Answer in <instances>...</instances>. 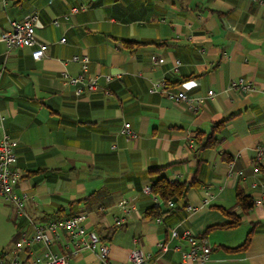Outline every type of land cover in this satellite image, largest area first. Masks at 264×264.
Returning <instances> with one entry per match:
<instances>
[{
    "label": "crops",
    "instance_id": "crops-1",
    "mask_svg": "<svg viewBox=\"0 0 264 264\" xmlns=\"http://www.w3.org/2000/svg\"><path fill=\"white\" fill-rule=\"evenodd\" d=\"M33 12L35 33L47 43L43 56L33 59L29 47L7 53L0 40V135L16 142V191L35 195L25 205L34 222L44 224L70 201L97 193L77 211L107 244L110 264H125L135 244L154 253L169 228L143 217L153 202L143 188L149 167H165L170 180L196 182L185 206L174 203L167 223L208 237L212 252L203 264H264V172L256 167H264V155L256 160V147L264 143V8L258 1L0 0V34L10 20ZM123 40L137 44L130 50ZM75 55L89 58L87 76L109 94L75 95L63 79L81 73ZM239 78L253 90L232 87ZM154 81L167 84L151 91ZM161 88L199 99V106L177 102ZM231 113L237 114L213 129L218 145L199 147V131L210 132ZM124 122L136 138L120 133ZM206 191L211 196L203 202ZM236 191L253 199L247 212L235 204ZM123 197L136 209L112 230ZM9 209L14 229L0 244V259L21 229L31 231ZM247 238L244 249L226 250ZM32 249L41 252L38 243ZM52 249L62 252L57 243ZM69 264L97 261L81 250ZM157 264L199 263L182 261L170 247Z\"/></svg>",
    "mask_w": 264,
    "mask_h": 264
},
{
    "label": "built area",
    "instance_id": "built-area-1",
    "mask_svg": "<svg viewBox=\"0 0 264 264\" xmlns=\"http://www.w3.org/2000/svg\"><path fill=\"white\" fill-rule=\"evenodd\" d=\"M259 5L264 8V0H257ZM72 12L77 11L73 7ZM37 20V13L33 12L20 20H10L9 26L0 34V40L6 47V52L11 50L29 47L31 50V57L39 59L43 56L47 43L40 41L35 33V26ZM58 20H54L55 25ZM65 37L60 39L64 42ZM72 60L80 64L81 73L77 76H69L63 74L64 82L74 86L75 95L79 96L83 92H93L98 89L107 95L109 90L100 87L96 77L87 76V67L89 58L86 55L73 56ZM153 61L157 62L156 56ZM107 82L111 80L110 76H106ZM164 81H154L151 85V91H156L158 88L164 86ZM231 86L237 88L243 93L252 91L253 88L249 83H244L242 78L236 82H232ZM161 92L179 102H185L188 105L195 107L199 106V99H194L187 96L183 92H172L168 89L161 88ZM213 94L209 93L208 98H212ZM1 125V117H0ZM120 133L130 137L136 138L137 135L131 130L130 124L124 122ZM16 142L12 140L5 132L0 135V196L9 203L16 215L31 226V231L21 229L19 236L14 243L12 249L2 255L0 264H69L71 256L76 255L81 250H88L95 254L97 264H110L109 249L107 244L100 240L99 235L95 230L89 228L85 224L86 215L79 213L70 217L59 220H48L44 224H36L31 216L27 213L25 205L28 202H34L35 195L27 192L16 191V186L19 181V171L15 168L16 155L14 146ZM264 155V143L256 147V160L259 161ZM230 164V163H229ZM143 192L148 194L156 205L163 204V201L157 196L151 194L150 187L145 186ZM206 196L203 202L209 200L211 196L209 191H206ZM166 205L173 206L171 201H166ZM118 214L113 218V225L120 227L124 224L126 217L136 209L135 203L128 198H121L117 203ZM191 210V207H188ZM159 222L160 219L155 220ZM176 241L172 246L170 243ZM136 242V240H134ZM38 243L41 246V252L36 253L32 249V245ZM59 244L62 252H55L52 249L53 244ZM171 247L174 252L180 254L181 260L184 262L192 261L199 264L205 263L212 252V245L206 235L195 234L190 230H183L178 232L174 227H170L168 234L162 237L155 244V252H146L140 245L135 244L128 255L125 264H157V259Z\"/></svg>",
    "mask_w": 264,
    "mask_h": 264
},
{
    "label": "trees",
    "instance_id": "trees-1",
    "mask_svg": "<svg viewBox=\"0 0 264 264\" xmlns=\"http://www.w3.org/2000/svg\"><path fill=\"white\" fill-rule=\"evenodd\" d=\"M126 47H128L130 50L133 49V47L137 44L135 41H129V40H123ZM166 85L167 83L164 82ZM237 113H231L221 121L217 122L216 125L212 126V129L210 132L205 133L203 131H199V133L196 136V143L201 148H215L218 145V139L215 137L214 134V128L221 125L223 122L228 120L229 118L235 116ZM226 161H230V157H227ZM257 169L264 172V167L260 164H257ZM165 167H149L147 169V174L149 176V183L147 186L150 187L151 194L157 196L163 201V204L156 205V203L151 202L146 205V208L144 209V218H153L156 220L157 218L160 219V223H162L164 226L170 228L168 225V217L171 211L174 208V203H179L183 201V206L186 204L184 203L185 197L187 192L191 189L196 187V182H181L178 180H170L167 178L166 174L164 173ZM20 177V176H19ZM100 197V194H90L87 197L77 199L75 201H70L67 210L59 209L57 211H54L51 216L52 219L50 220H59L66 217H70L76 214H79V211H77V206L86 200L90 201H96ZM150 197V196H149ZM171 201L173 203L172 207H169L166 205V201ZM235 204L239 205L243 212H247L252 206H253V199L245 195L242 191H236L235 193ZM225 214H230L227 212L224 208L219 207ZM49 220V219H46ZM237 223V219H233V222L230 223L231 225H234ZM229 224V225H230ZM115 227L113 225L112 230H114ZM111 230V232H112ZM110 232V233H111ZM202 235H205L204 233ZM109 238L108 235H106L105 239ZM101 240V238H100ZM248 243V238L241 244L235 246V247H226V250L229 251H236L241 250L246 247Z\"/></svg>",
    "mask_w": 264,
    "mask_h": 264
},
{
    "label": "rangeland",
    "instance_id": "rangeland-1",
    "mask_svg": "<svg viewBox=\"0 0 264 264\" xmlns=\"http://www.w3.org/2000/svg\"><path fill=\"white\" fill-rule=\"evenodd\" d=\"M9 207L10 204L0 196V244H6L10 241V235L14 229L11 219L8 217Z\"/></svg>",
    "mask_w": 264,
    "mask_h": 264
}]
</instances>
